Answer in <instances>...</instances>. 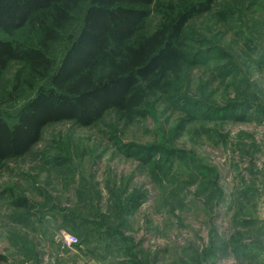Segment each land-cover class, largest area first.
Returning a JSON list of instances; mask_svg holds the SVG:
<instances>
[{"label": "rangeland", "instance_id": "rangeland-1", "mask_svg": "<svg viewBox=\"0 0 264 264\" xmlns=\"http://www.w3.org/2000/svg\"><path fill=\"white\" fill-rule=\"evenodd\" d=\"M214 1L184 31L182 96L134 122L50 124L0 167V264H264V0Z\"/></svg>", "mask_w": 264, "mask_h": 264}, {"label": "trees", "instance_id": "trees-1", "mask_svg": "<svg viewBox=\"0 0 264 264\" xmlns=\"http://www.w3.org/2000/svg\"><path fill=\"white\" fill-rule=\"evenodd\" d=\"M214 0H0V32L27 29L36 43L0 37V167L27 155L47 126L98 123L115 110L129 122L146 117L154 99L182 94L188 65L184 31ZM154 13V31L144 27ZM227 19L229 7L219 11ZM36 39V40H37ZM63 46L59 57L52 46ZM15 110L13 113L9 110ZM240 120V117H237ZM151 161L162 151L140 149ZM173 154L172 152H168ZM131 207L139 200L131 199ZM141 201V200H140ZM27 208L23 199L14 201ZM3 257L0 256V261Z\"/></svg>", "mask_w": 264, "mask_h": 264}]
</instances>
